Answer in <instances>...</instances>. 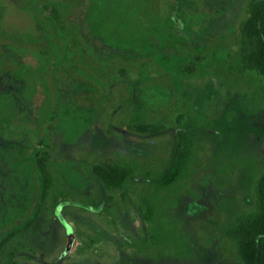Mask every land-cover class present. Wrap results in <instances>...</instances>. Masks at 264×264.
Returning <instances> with one entry per match:
<instances>
[{
  "label": "rangeland",
  "instance_id": "374dc122",
  "mask_svg": "<svg viewBox=\"0 0 264 264\" xmlns=\"http://www.w3.org/2000/svg\"><path fill=\"white\" fill-rule=\"evenodd\" d=\"M7 1L0 264H242L229 233L257 210L264 75L241 29L264 0Z\"/></svg>",
  "mask_w": 264,
  "mask_h": 264
},
{
  "label": "trees",
  "instance_id": "16d2710c",
  "mask_svg": "<svg viewBox=\"0 0 264 264\" xmlns=\"http://www.w3.org/2000/svg\"><path fill=\"white\" fill-rule=\"evenodd\" d=\"M9 8L12 7L7 0H0V21H2L4 14ZM241 32L246 43V52L243 56L245 64L255 68L260 74L264 75V2L257 4L251 9L248 18L242 24ZM9 50L11 54L16 53L18 55L21 68H32L39 71V73L44 70L46 65L41 63L39 58H36L34 52L27 49L16 50L10 48ZM4 82L8 83L9 80H4ZM14 92L16 91L5 88L0 89V114L8 115L10 113L14 101ZM36 94L38 93L36 92ZM38 107H42V104H39ZM64 108L69 110L67 107ZM40 110H38V113H41ZM48 118L49 114H46L45 119ZM64 119L67 125L63 123ZM63 120L62 124L67 127L70 134V129L79 128L84 118L82 119L78 114L68 112L63 117ZM35 155H39V152H35ZM36 160L38 173L43 178L44 190L48 183L46 179L47 173L42 168L43 161L39 157ZM173 170L171 166L170 173ZM91 175L95 176L104 185L111 187L119 185L118 181L120 182L122 177L116 169L111 167H94L91 169ZM256 205V213L242 222L240 220L238 225L229 233V236L236 242L237 252L242 264H264V174L259 178L256 186ZM26 228L24 226L21 230L24 231ZM4 240L3 238L0 241V248Z\"/></svg>",
  "mask_w": 264,
  "mask_h": 264
},
{
  "label": "flooded vegetation",
  "instance_id": "af4514ba",
  "mask_svg": "<svg viewBox=\"0 0 264 264\" xmlns=\"http://www.w3.org/2000/svg\"><path fill=\"white\" fill-rule=\"evenodd\" d=\"M19 56H20V54H19ZM23 56V55H22ZM21 56V57H22ZM22 69H29V68H22ZM6 84V83H5ZM5 89H6V85H5ZM11 90H14V89H11ZM15 91V90H14ZM39 102H41V101H39ZM38 102V103H39ZM27 122H30V121H27ZM38 151V148L37 149H35L34 151H33V153L35 154V152H37ZM2 169V168H1ZM2 175V173H0V176ZM1 180V179H0ZM43 191V190H42ZM44 192V191H43ZM42 193V192H41ZM0 197H1V194H0ZM1 201L4 203V202H6V201H8V200H2L1 199ZM54 215H55V217H56V219H58L60 222H61V224L63 223V220L61 219V217L59 216V214H58V212H57V210L54 212Z\"/></svg>",
  "mask_w": 264,
  "mask_h": 264
},
{
  "label": "water",
  "instance_id": "95a60500",
  "mask_svg": "<svg viewBox=\"0 0 264 264\" xmlns=\"http://www.w3.org/2000/svg\"><path fill=\"white\" fill-rule=\"evenodd\" d=\"M67 230V229H66ZM67 234H69V231L67 230Z\"/></svg>",
  "mask_w": 264,
  "mask_h": 264
}]
</instances>
